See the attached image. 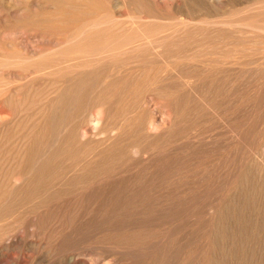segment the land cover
<instances>
[{
    "label": "rangeland",
    "instance_id": "rangeland-1",
    "mask_svg": "<svg viewBox=\"0 0 264 264\" xmlns=\"http://www.w3.org/2000/svg\"><path fill=\"white\" fill-rule=\"evenodd\" d=\"M0 264H264V0H0Z\"/></svg>",
    "mask_w": 264,
    "mask_h": 264
},
{
    "label": "bare ground",
    "instance_id": "bare-ground-1",
    "mask_svg": "<svg viewBox=\"0 0 264 264\" xmlns=\"http://www.w3.org/2000/svg\"><path fill=\"white\" fill-rule=\"evenodd\" d=\"M89 27V26H88ZM90 40V39H89ZM117 44V43H116Z\"/></svg>",
    "mask_w": 264,
    "mask_h": 264
}]
</instances>
